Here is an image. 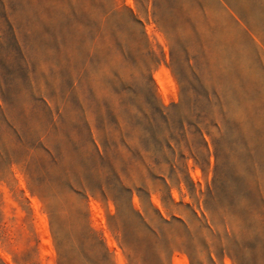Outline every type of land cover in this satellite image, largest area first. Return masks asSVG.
<instances>
[{
    "label": "rangeland",
    "instance_id": "1",
    "mask_svg": "<svg viewBox=\"0 0 264 264\" xmlns=\"http://www.w3.org/2000/svg\"><path fill=\"white\" fill-rule=\"evenodd\" d=\"M0 264H264V0H0Z\"/></svg>",
    "mask_w": 264,
    "mask_h": 264
}]
</instances>
